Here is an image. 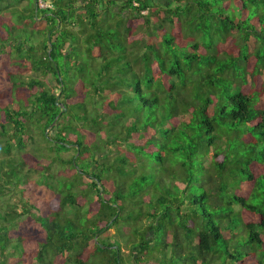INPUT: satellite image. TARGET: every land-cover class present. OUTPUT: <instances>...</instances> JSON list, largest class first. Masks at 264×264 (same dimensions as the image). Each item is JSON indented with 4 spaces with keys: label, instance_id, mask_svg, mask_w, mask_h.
I'll list each match as a JSON object with an SVG mask.
<instances>
[{
    "label": "trees",
    "instance_id": "1",
    "mask_svg": "<svg viewBox=\"0 0 264 264\" xmlns=\"http://www.w3.org/2000/svg\"><path fill=\"white\" fill-rule=\"evenodd\" d=\"M0 264H264V0H0Z\"/></svg>",
    "mask_w": 264,
    "mask_h": 264
},
{
    "label": "water",
    "instance_id": "2",
    "mask_svg": "<svg viewBox=\"0 0 264 264\" xmlns=\"http://www.w3.org/2000/svg\"><path fill=\"white\" fill-rule=\"evenodd\" d=\"M56 103H57V102H56ZM59 107H60V108H63V105H61V104H60V105H59ZM59 115H60V114H59ZM59 115H58V117H59ZM58 117H57V118H58ZM57 118H56V119H57ZM54 123H55V121L52 123V125H51V126H53V125H54ZM45 134H47V132H46ZM101 248H103V247H101Z\"/></svg>",
    "mask_w": 264,
    "mask_h": 264
},
{
    "label": "rangeland",
    "instance_id": "3",
    "mask_svg": "<svg viewBox=\"0 0 264 264\" xmlns=\"http://www.w3.org/2000/svg\"><path fill=\"white\" fill-rule=\"evenodd\" d=\"M68 147V146H67ZM28 150H30V148L28 149ZM64 156V155H63ZM65 156H67V155H65ZM111 233V232H110Z\"/></svg>",
    "mask_w": 264,
    "mask_h": 264
}]
</instances>
